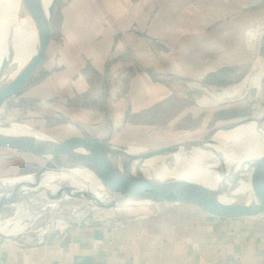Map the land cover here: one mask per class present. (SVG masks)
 Returning a JSON list of instances; mask_svg holds the SVG:
<instances>
[{
	"label": "crops",
	"instance_id": "obj_1",
	"mask_svg": "<svg viewBox=\"0 0 264 264\" xmlns=\"http://www.w3.org/2000/svg\"><path fill=\"white\" fill-rule=\"evenodd\" d=\"M263 42L264 0H71L56 34L57 65L72 79L57 90L58 113L81 128L123 125L175 92L223 89ZM68 227L43 242L0 237V264H264V215L168 202L101 209Z\"/></svg>",
	"mask_w": 264,
	"mask_h": 264
},
{
	"label": "water",
	"instance_id": "obj_2",
	"mask_svg": "<svg viewBox=\"0 0 264 264\" xmlns=\"http://www.w3.org/2000/svg\"><path fill=\"white\" fill-rule=\"evenodd\" d=\"M57 1L52 0L49 6H45L43 0H21L23 15L33 30V52L19 70L11 68L12 57L2 63L0 110L8 103L16 101V93L26 84L45 57L53 35L52 22ZM31 100L39 101L35 98ZM243 120L221 125L197 141L144 146L138 149L99 141L87 135L85 138L58 140L25 123L3 122L0 125V147L29 152L47 159L48 164L36 172L0 177V180L18 178L10 187L0 189V222L17 219L19 205L34 197L56 209L61 206V201L65 197L72 201L85 198L93 205L99 202L92 191L77 190L69 185L54 190L55 181L51 183V179L58 178L61 173L74 171L87 174L89 180H95L112 197L108 202H101L102 205L97 209L176 202L196 205L216 216L261 217L264 215V155L232 177H228L229 170L222 162L223 166L218 169L222 183L216 187L159 172V167L171 164L176 154H187L193 147L205 150L208 147L207 141L217 131H230L242 124ZM71 122L83 132L78 123ZM258 123H264V115ZM11 125L27 126L32 132L12 134L3 131ZM12 207L15 208L14 215L4 218L5 212ZM46 215L38 213L26 228L27 232ZM28 221H30L28 217H22L20 220L22 223ZM69 225L70 223L67 229ZM42 227L44 225L40 228ZM58 232L57 230L52 232L47 239L57 237ZM19 235L22 234L8 236L0 231V237L10 241H15ZM38 235L40 238L36 237V242L45 241L40 234Z\"/></svg>",
	"mask_w": 264,
	"mask_h": 264
},
{
	"label": "rangeland",
	"instance_id": "obj_3",
	"mask_svg": "<svg viewBox=\"0 0 264 264\" xmlns=\"http://www.w3.org/2000/svg\"><path fill=\"white\" fill-rule=\"evenodd\" d=\"M70 2L71 0L57 1L52 22V41L48 51L34 74L16 93V101L5 105L0 115L3 122L25 123L58 140L82 135V131L70 122L71 117H64L58 113L62 100L56 95L57 90L70 87L72 80L66 77L64 79L63 75L66 74L59 69L56 59V34L61 22L62 10ZM255 60H250L244 68L241 66L240 70L234 73V80L230 78V82L225 84L223 89L216 91L209 89V91L205 88L203 90L193 88L187 92H175L170 100L143 109L123 125L90 123L84 125L82 129L86 135L99 140L126 146L153 147L198 139L226 123L261 117L264 115V78L260 89L242 85L252 74ZM57 84L60 86L57 87ZM236 87H239L240 91L233 95ZM219 160V158L213 159L212 162L218 163ZM230 162V159L223 161L226 167ZM47 164V159L43 157L22 150L0 147V177L36 172ZM89 191L94 193L93 190ZM101 209H97L95 203L93 205L85 198L76 200L69 211V222L74 221L77 215L84 216ZM14 213L15 208H9L4 218L12 217ZM46 221L47 217L43 216L27 233L19 235L21 243H32L36 237L40 238L39 228ZM33 237L35 238L32 239Z\"/></svg>",
	"mask_w": 264,
	"mask_h": 264
},
{
	"label": "bare ground",
	"instance_id": "obj_4",
	"mask_svg": "<svg viewBox=\"0 0 264 264\" xmlns=\"http://www.w3.org/2000/svg\"><path fill=\"white\" fill-rule=\"evenodd\" d=\"M43 2L45 6H49L52 0H43ZM33 46V30L30 22L23 15L21 0H1L0 70L2 63L7 59H11V57V68L19 70L30 58ZM263 78L264 51L256 58L252 74L245 79L242 85L255 86L260 89ZM239 91L240 88L236 87L232 94L234 95ZM2 109L0 110V115ZM261 117H251L248 120H243L242 124L230 131H217L207 141L208 147L205 150L193 147L187 154H176L171 164L159 167V172L192 181H200L211 187L221 185L222 176L218 169L222 167L221 164L224 160L230 159L231 161L227 166V170H229L228 177H232L264 155V125L258 123ZM1 123L3 121L0 119V125ZM3 131L12 134H29L32 132L27 126L23 125H11ZM206 135L198 139L184 140L179 143L197 141ZM129 147L138 149L144 146L129 145ZM219 157L221 161L218 163L212 162L213 159ZM17 180L18 178L0 180V189L10 187ZM50 181L51 183L55 181L54 190L64 185L72 186L77 190H93L94 195L99 199V202H95L97 208L102 203L112 199L95 180H89L88 175L81 171L61 173L58 178ZM227 181L230 183L229 179ZM74 203L75 201L65 197L61 201V206L56 209L54 206L46 204L35 197L30 198L19 205V217L17 219L12 218L0 222V231L13 237L20 233H26L29 223L33 222L38 213H42L47 214V221L43 224L44 227L39 228L41 230L39 234L42 239H47L52 232L61 231L67 227L70 223L69 211ZM22 217H28L30 221L22 223L20 222ZM34 229L36 230V228Z\"/></svg>",
	"mask_w": 264,
	"mask_h": 264
},
{
	"label": "built area",
	"instance_id": "obj_5",
	"mask_svg": "<svg viewBox=\"0 0 264 264\" xmlns=\"http://www.w3.org/2000/svg\"><path fill=\"white\" fill-rule=\"evenodd\" d=\"M161 205V204H160ZM160 205H154V206H160Z\"/></svg>",
	"mask_w": 264,
	"mask_h": 264
}]
</instances>
